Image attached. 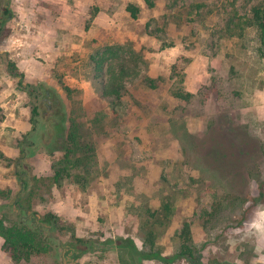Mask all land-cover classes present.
I'll list each match as a JSON object with an SVG mask.
<instances>
[{
  "label": "rangeland",
  "instance_id": "1",
  "mask_svg": "<svg viewBox=\"0 0 264 264\" xmlns=\"http://www.w3.org/2000/svg\"><path fill=\"white\" fill-rule=\"evenodd\" d=\"M259 1L0 0L11 10L0 42V219L26 221L18 166L37 192L23 198L29 217L58 219L29 262H13L0 237V264H123L116 245L143 249L149 210L164 203L173 207L158 227L162 259L143 264H264V58L248 24ZM110 44H132L146 60L115 106L88 77L91 54ZM186 223L197 258L173 259ZM74 237L91 247L76 251Z\"/></svg>",
  "mask_w": 264,
  "mask_h": 264
},
{
  "label": "trees",
  "instance_id": "2",
  "mask_svg": "<svg viewBox=\"0 0 264 264\" xmlns=\"http://www.w3.org/2000/svg\"><path fill=\"white\" fill-rule=\"evenodd\" d=\"M149 8H155L157 0H144ZM127 11L131 14L132 18L136 19L140 13V8L134 4L127 7ZM11 18V10L6 4L0 10V42L6 37V23ZM249 26L256 27L260 36V47L258 54L264 58V0H260L252 7L251 17L248 19ZM1 55V54H0ZM143 65H146V60L142 52H138L132 44H110L105 45L89 58L88 77L94 83H100L102 86L101 96L112 105H119L124 93L126 92V85L130 79H136L141 75ZM175 68V67H174ZM7 70L10 76L14 78L24 79V74L19 70L16 63L12 60H7ZM20 88L36 94L35 99H38L40 92L31 84L22 85ZM48 95V94H47ZM174 96L183 100H190L193 94L184 91H174ZM39 105L33 107V114L38 117ZM35 120V119H34ZM35 131V129H34ZM78 138V125L73 122L68 133L65 147V160L72 161V156L75 154V148L79 145ZM84 158H88L85 157ZM82 159H76V163H80ZM77 163V164H78ZM17 167L15 175L21 186V191L15 201L16 208L21 212V217L26 219L25 223L8 226L5 220L0 219V237L5 241L3 251L15 263L23 261L29 262L37 253L47 250L50 243V232L56 230L57 217L54 214H47L40 217L38 213H31L33 216L29 217V212H32V206L28 201H24V196L29 198L37 194L35 189H30V183L33 180L27 171L19 170ZM67 172V167H61L55 170L54 181L59 185L64 174ZM69 176V175H68ZM172 204L164 203L162 211L149 210V218L144 227V246L143 249H137L125 245H116L120 251V257L123 264H143L145 260L162 259L161 253L157 248L159 226L164 225L172 216ZM56 225V226H55ZM52 226V227H51ZM51 229V230H50ZM180 246L175 253V258H187L195 260L197 258L198 250L193 242L191 225L186 223L179 234ZM74 242L71 246L76 251L85 252L91 245L85 241L74 237ZM134 243V242H133ZM132 243V244H133Z\"/></svg>",
  "mask_w": 264,
  "mask_h": 264
}]
</instances>
